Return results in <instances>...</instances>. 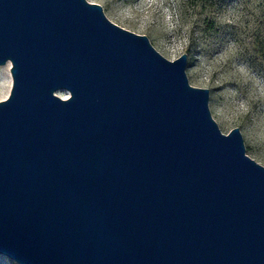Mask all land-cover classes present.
<instances>
[{"label": "water", "instance_id": "water-1", "mask_svg": "<svg viewBox=\"0 0 264 264\" xmlns=\"http://www.w3.org/2000/svg\"><path fill=\"white\" fill-rule=\"evenodd\" d=\"M187 62L87 0H0V256L264 264V167Z\"/></svg>", "mask_w": 264, "mask_h": 264}, {"label": "rangeland", "instance_id": "rangeland-1", "mask_svg": "<svg viewBox=\"0 0 264 264\" xmlns=\"http://www.w3.org/2000/svg\"><path fill=\"white\" fill-rule=\"evenodd\" d=\"M87 1L102 6L114 24L137 34L135 24L121 16L126 5L136 0ZM234 4L235 0H181L176 14L181 25H188L192 43L175 52L165 29L149 27L147 34L138 35L148 37L168 60L174 54L178 58L187 55L188 83L209 91L208 108L220 132L227 135L238 128L246 156L264 167V137L260 135L264 129V20L259 27L225 23L229 16L234 21L239 18V12L232 11ZM12 84L10 65L0 67V101L9 97ZM66 94L57 93L61 98ZM0 264L17 263L0 256Z\"/></svg>", "mask_w": 264, "mask_h": 264}, {"label": "clouds", "instance_id": "clouds-1", "mask_svg": "<svg viewBox=\"0 0 264 264\" xmlns=\"http://www.w3.org/2000/svg\"><path fill=\"white\" fill-rule=\"evenodd\" d=\"M179 3L181 0H136L134 4L126 5L121 16L123 20L135 24L137 34H147L149 27L165 29L169 47L175 52L192 43V34L188 30V25H181L176 14ZM262 4L264 0H235L232 11H238L239 18L234 21L229 16L225 23L234 27H239L241 23L244 27H259L260 22L264 20ZM177 59L178 55L174 54L170 62L174 63ZM260 135L264 137V129L260 130Z\"/></svg>", "mask_w": 264, "mask_h": 264}, {"label": "bare ground", "instance_id": "bare-ground-1", "mask_svg": "<svg viewBox=\"0 0 264 264\" xmlns=\"http://www.w3.org/2000/svg\"><path fill=\"white\" fill-rule=\"evenodd\" d=\"M67 95H68V92H67V94H66V97H64L63 99H67V98H68Z\"/></svg>", "mask_w": 264, "mask_h": 264}]
</instances>
